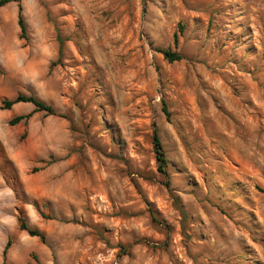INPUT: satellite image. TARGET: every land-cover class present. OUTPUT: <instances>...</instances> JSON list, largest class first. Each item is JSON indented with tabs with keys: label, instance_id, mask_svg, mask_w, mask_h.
Here are the masks:
<instances>
[{
	"label": "rangeland",
	"instance_id": "obj_1",
	"mask_svg": "<svg viewBox=\"0 0 264 264\" xmlns=\"http://www.w3.org/2000/svg\"><path fill=\"white\" fill-rule=\"evenodd\" d=\"M18 94L55 115L0 108V264H264V0L8 2Z\"/></svg>",
	"mask_w": 264,
	"mask_h": 264
},
{
	"label": "trees",
	"instance_id": "obj_2",
	"mask_svg": "<svg viewBox=\"0 0 264 264\" xmlns=\"http://www.w3.org/2000/svg\"><path fill=\"white\" fill-rule=\"evenodd\" d=\"M11 1H17V0H0V7H2L4 4L11 2ZM17 24H18L19 29H20V36L24 37L25 36V25H24V21H23L22 15H21L20 4H18ZM173 44L174 45L177 44V35L176 34L174 35V38H173ZM161 53L163 55V58L169 63L181 60V56L177 52L172 51L170 49L164 50ZM18 103H29L33 106V110L26 115L15 116L13 119H11L9 121L10 125H14V124L20 122L22 119H26V118L30 117L34 112H45L48 115H55V111L53 110V108L50 105L46 104L45 102H43L41 100H38L37 98H35L32 95L25 96L22 94H18L13 99L2 100L0 108L1 109H10L13 105L18 104ZM162 111H163L166 119L168 120L169 112L164 107H163ZM152 145H153V151H154V155H155L157 170L161 174L165 175L166 174V166H167V158H166L165 152L163 150L162 144H161V142H160L155 131L153 132V135H152ZM180 212H181L182 216L184 217L185 216L184 211L182 209H180ZM153 221L158 222L156 219H153ZM17 224H18V227L20 230L25 231L31 237H38L41 240V242H44V240H45L44 234H42L37 229L29 228L26 225L23 218L18 217L17 218ZM9 245H10V241L7 240V242L4 246V249L2 251V257H3L2 264H5L6 251L9 247Z\"/></svg>",
	"mask_w": 264,
	"mask_h": 264
}]
</instances>
